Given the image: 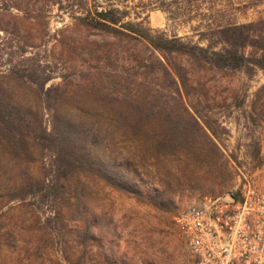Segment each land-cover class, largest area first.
Returning <instances> with one entry per match:
<instances>
[{"label":"rangeland","instance_id":"374dc122","mask_svg":"<svg viewBox=\"0 0 264 264\" xmlns=\"http://www.w3.org/2000/svg\"><path fill=\"white\" fill-rule=\"evenodd\" d=\"M129 5L131 16L140 13L153 33L178 35L185 42L195 43H199L206 19L243 24L264 17V0H186L179 5L172 0H130ZM166 11H172L171 18ZM189 17L191 21L187 20ZM72 22L69 16L54 11L49 22L50 41H54L59 30L71 27ZM63 44V55L45 58L33 67L38 71L33 78L37 83L50 78L45 86L49 92L42 96V105L24 110L42 108L43 127L59 135L54 147L59 159L65 157L63 150L67 151L70 138L84 149L83 154L91 143L96 153L101 145L107 148L106 156L115 158L116 163H133L135 173L130 180L148 194L137 198L116 193L104 188L90 173L81 175L93 214L91 228L102 239L103 248L90 244V264H100L96 255L103 251L108 259L115 256L126 264H192L175 227V216L204 197L233 193L245 181L264 185V113L252 112L251 108L255 92L264 86V70L236 71L228 77L231 85L222 89L207 77L206 85L189 86L186 91L172 73L160 68L158 61L152 60L153 65L139 61L127 65L122 60L123 50L109 49L100 37L74 32L66 35ZM157 68L161 70L158 72ZM7 69L0 56V73ZM232 90L244 100L242 106L238 101L232 102ZM27 97L30 99L33 94L29 92ZM131 110L141 112L144 120H153L158 130L165 127L168 143L150 146L148 141H132L115 120L118 114ZM204 122L212 127L215 136ZM51 154L42 155L48 159ZM12 159L19 162L18 158ZM63 165L67 166L65 162ZM14 169L17 176L25 173L18 166ZM71 170L65 173L77 178ZM50 194L51 198L60 196L55 190ZM24 197V203L35 209L40 223L47 226L43 228L48 235L53 233V245L70 251L73 240L68 217L54 219L48 226L52 208L46 199L34 198V193ZM19 204L22 202L18 200L10 202V206ZM30 213L18 211L13 218L28 219L23 224L25 228L31 223ZM26 235L21 233L17 239L23 236L25 240ZM41 236L42 249L51 247L47 234L42 231Z\"/></svg>","mask_w":264,"mask_h":264},{"label":"trees","instance_id":"16d2710c","mask_svg":"<svg viewBox=\"0 0 264 264\" xmlns=\"http://www.w3.org/2000/svg\"><path fill=\"white\" fill-rule=\"evenodd\" d=\"M172 1L179 5L186 0ZM129 4L130 0H0V56L8 67L6 72L0 73V264H90L93 261L90 244L103 249L102 239L96 237L91 228L93 214L87 202V186L80 180L83 174L90 173L104 188L116 193L137 198L148 196L130 180L135 173L133 163L129 160L116 163L115 158L106 156L107 148L101 145L98 146L99 153L92 149L91 143L83 154L84 149L78 148L76 141L70 138L67 151L63 150L65 157L59 159L55 153L57 148L54 149L59 135L43 127L42 108L31 112L24 110L27 106L42 105V96L49 92L45 86L50 78L37 83L33 78L38 71L33 67L45 58L63 55L66 35L75 32L100 37L108 43L109 49L123 50L122 60L127 65L138 61L153 65L152 60L158 61L160 68L172 73L186 91L189 86L206 85L207 77L216 82L215 87L222 89L231 85L232 80L228 77L236 71L264 70V17L243 24L206 19L199 33V43H195L185 42L178 35L168 37L153 33L140 13L131 16ZM160 8L163 10L164 6L160 5ZM54 11L69 16L73 22L71 27L59 30L52 42L49 22ZM171 12H167L170 18ZM187 20L191 21L192 17ZM49 44L50 49L47 48ZM142 48L146 51L142 52ZM160 68H157L158 72ZM223 78L227 80L223 81ZM29 92L33 94L30 99L27 97ZM231 92L232 102L238 101L242 106L244 100H240L233 90ZM251 108L252 112L264 113V86L255 92ZM115 120L136 143L148 141L150 146L168 143L165 127L158 130L153 120L142 119L137 110L120 113ZM204 124L215 136L212 127L207 122ZM44 152L52 154L47 159L43 158ZM35 153L38 156L35 157ZM78 154L81 156L75 157ZM16 166L25 173L17 176ZM70 168L77 178L65 173ZM51 190L60 196L51 198ZM32 193L34 198H45L52 208L48 226L54 219L68 217L66 222L73 240L70 251L53 245V233L48 235L47 226L40 223L36 210L24 203V194ZM17 200L22 204L10 206V202ZM18 211L31 212V223L25 228L23 224L28 223V219L13 218ZM42 231L47 234V240H51V247L46 249L41 246L44 243ZM24 232L26 239L23 236L17 239ZM96 256L100 264H126L115 256L108 259L104 251L97 252Z\"/></svg>","mask_w":264,"mask_h":264},{"label":"built area","instance_id":"2783aa9c","mask_svg":"<svg viewBox=\"0 0 264 264\" xmlns=\"http://www.w3.org/2000/svg\"><path fill=\"white\" fill-rule=\"evenodd\" d=\"M174 223L192 264H264V185L192 203Z\"/></svg>","mask_w":264,"mask_h":264}]
</instances>
